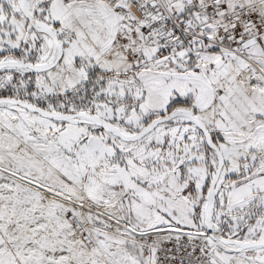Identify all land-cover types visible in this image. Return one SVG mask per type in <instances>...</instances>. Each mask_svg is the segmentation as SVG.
I'll return each instance as SVG.
<instances>
[{
    "label": "snow or ice",
    "instance_id": "6c2138e0",
    "mask_svg": "<svg viewBox=\"0 0 264 264\" xmlns=\"http://www.w3.org/2000/svg\"><path fill=\"white\" fill-rule=\"evenodd\" d=\"M0 264H264V0H0Z\"/></svg>",
    "mask_w": 264,
    "mask_h": 264
}]
</instances>
